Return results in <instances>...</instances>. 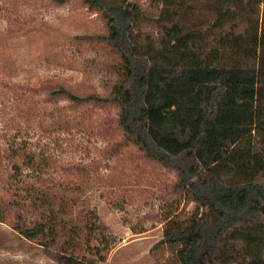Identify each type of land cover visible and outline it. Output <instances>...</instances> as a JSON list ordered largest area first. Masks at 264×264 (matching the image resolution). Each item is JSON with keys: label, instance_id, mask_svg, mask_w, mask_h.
<instances>
[{"label": "trees", "instance_id": "trees-1", "mask_svg": "<svg viewBox=\"0 0 264 264\" xmlns=\"http://www.w3.org/2000/svg\"><path fill=\"white\" fill-rule=\"evenodd\" d=\"M82 1L105 21L119 81L105 97L56 85L46 101L116 106L126 140L176 172L196 208L156 245L178 246L179 264H264V0ZM40 226L11 227L57 264H95L76 225Z\"/></svg>", "mask_w": 264, "mask_h": 264}, {"label": "rangeland", "instance_id": "rangeland-1", "mask_svg": "<svg viewBox=\"0 0 264 264\" xmlns=\"http://www.w3.org/2000/svg\"><path fill=\"white\" fill-rule=\"evenodd\" d=\"M106 34L82 0H0V264H57L11 227L17 216L32 228L76 225L95 264H179L178 246L156 245L169 217L196 208L176 172L126 140L116 106L46 101L56 85L111 92L120 63Z\"/></svg>", "mask_w": 264, "mask_h": 264}]
</instances>
